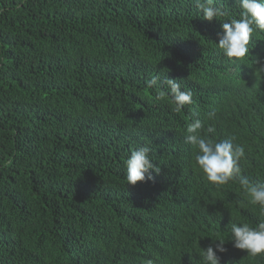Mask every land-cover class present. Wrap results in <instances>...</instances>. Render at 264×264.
<instances>
[{"label": "trees", "instance_id": "trees-1", "mask_svg": "<svg viewBox=\"0 0 264 264\" xmlns=\"http://www.w3.org/2000/svg\"><path fill=\"white\" fill-rule=\"evenodd\" d=\"M214 6L226 15L208 21L196 0H0V264H201L209 235L264 219L239 179L210 183L184 140L199 118L264 183V32L227 57L218 33L242 9ZM154 75L193 103L156 100ZM144 145L160 171L127 185ZM224 246L221 264H264Z\"/></svg>", "mask_w": 264, "mask_h": 264}, {"label": "clouds", "instance_id": "clouds-1", "mask_svg": "<svg viewBox=\"0 0 264 264\" xmlns=\"http://www.w3.org/2000/svg\"><path fill=\"white\" fill-rule=\"evenodd\" d=\"M236 3L242 9L240 17L221 24L222 31L218 33L217 44L224 55L240 60L249 53L253 34L257 31L264 32V0H236ZM196 6L201 10L202 18L208 21L226 15L222 9L214 6V0H196ZM260 67L264 71V65ZM165 86L166 90H161ZM147 87L158 90L156 100H161L166 95L171 96L176 112L193 103L192 91L182 89L178 79H162L159 75H154L147 81ZM215 116V110L207 114L209 120H214ZM203 129V121L194 118L188 124L184 136L185 142L197 149L195 162L198 167L207 180L218 188L239 179L242 190L247 194L248 203L258 206L259 215L264 218V183H254L241 175L245 147L234 143L233 138H212L208 135L215 133L212 126L207 127L206 134H202ZM150 153L151 148L148 145L140 146L131 152L125 161L127 185L154 179L152 170L159 173L160 169L154 164ZM209 237L211 243L206 248H202L198 243L199 247L193 252L199 254L201 264H221L217 253L227 251L224 246L226 240L231 241L234 248L246 251L247 255L253 258L264 257V219L255 226L238 219V222L231 223L227 237L218 234ZM147 264H154V261L150 259Z\"/></svg>", "mask_w": 264, "mask_h": 264}]
</instances>
